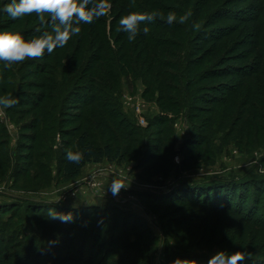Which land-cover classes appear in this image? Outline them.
I'll return each mask as SVG.
<instances>
[{
	"label": "rangeland",
	"instance_id": "374dc122",
	"mask_svg": "<svg viewBox=\"0 0 264 264\" xmlns=\"http://www.w3.org/2000/svg\"><path fill=\"white\" fill-rule=\"evenodd\" d=\"M183 1L180 0V3ZM9 2L10 0H0V9ZM132 2L133 0H110V13L100 18L102 23H97V26L96 22L81 25L79 36L72 37L66 46L57 48L50 59L46 58V53L42 59L27 60L11 68L0 62V95H11L19 101L14 107L0 114L1 159L5 161L8 170V176H5L7 170L0 167V229L7 230L5 233L0 232V239L13 232L14 228L23 233L22 237H18L22 243L16 241L10 244L5 241L4 249L1 250L4 254H0L3 261L0 260V264L18 259L16 251L23 253L22 246L28 250L35 233L37 241L33 243L32 250H28L31 255L23 254L21 259H28L29 255L30 258L22 261V264H41L47 260L55 264H74L67 262L70 256L77 255L70 249L67 241L70 236H77L82 230V212L86 210L89 213L93 209L98 211L86 221L90 231L89 243L96 239V236L92 237V233L101 215V220L103 217L107 220L102 221L104 228L97 230L103 233L101 244L106 249L105 242L113 234L123 232L121 222L124 218L117 214L121 212L128 217L130 242L137 243L138 246L147 245L139 256V260L146 264H173L175 260L171 259V254L172 251L175 254L176 250L188 251V254L196 255L194 257L199 254L205 256L206 264L221 250L229 253L242 251L247 253L245 264L250 260L264 264V227L253 221H246L245 216L238 212L243 207V214L249 213L248 208L258 212L256 218L264 220V39L260 46H255L252 39V31L257 26L264 32V11H261L262 8L256 0H191V3H187L191 11L200 10V29L197 31H216L227 26L235 29L227 37H219L213 41L216 45L213 42H201L199 39V44H196L197 39L191 34L181 37L170 28L158 31L160 35L165 33L167 37L173 35L175 38H182L184 43L181 46L185 49L187 42H192V47L196 44L195 50L191 51L192 58L197 54L201 63L195 65L191 77H198V80H194L191 90L183 89L186 88L184 84L180 86L182 90L189 91V106L184 104V110L178 112L164 111L158 100V91L156 88H149V77L121 74L118 76L120 86L114 88L113 96L123 112L121 119L126 118L137 125L135 133L138 135V142L129 147L128 151H124L126 154L122 160L116 155L113 160L90 163L78 178L71 181L63 179L61 165L64 150H72L75 143L72 141L68 146L62 140H74L90 124L91 132L97 130L95 135L98 134L99 139L103 133L101 128H94L91 122L93 116L99 118L98 107L79 106L82 105V98L78 99V93L71 95L68 100L65 97L75 87L81 89H75L77 92H83L85 87L97 83L96 80L106 79L101 77L100 71L103 69L99 67L100 64L93 62L92 55L96 49L98 51L103 48V45L105 54L110 56L108 48L117 46L115 36L119 34V19L134 11V7H130ZM138 2L152 6L154 9L151 12L158 10L156 0H134V6ZM160 3L173 6L171 9H176L172 10L178 18L182 15L178 12L181 10L178 9L180 6L173 5L172 1L160 0ZM226 9L233 11L231 14L238 17H213L216 12L222 14ZM168 12L163 10L165 18ZM256 14L261 17L259 21L245 23L248 17L254 19ZM37 28L43 31L48 30L49 26L41 23L35 15L13 20L0 10V30L16 31L28 39L40 34ZM248 39L249 42H246ZM243 42L245 45L241 47ZM132 43L136 44L134 41ZM133 44L129 43L128 47H133ZM77 51L80 56H76ZM172 51L174 52L166 56L177 59L176 55L184 52L185 57L186 51L182 47L172 48ZM30 61L33 64L30 65ZM88 64L92 66L90 69ZM248 68H251L252 75H242V71ZM168 70H171L170 74L177 76V79L168 78V81L177 85L175 82L179 80V69ZM215 70H222L223 73L219 74ZM126 71L131 72L127 69ZM45 82L52 84L53 88L44 87ZM234 87L235 90H232ZM218 88L219 99L226 97L222 102L214 99V90ZM58 89L60 94L47 101L44 106L24 104L22 101V97L36 100L38 94L44 92L49 96L54 95ZM230 93L229 101H225ZM52 102L66 104L62 109L64 113L59 111V107L56 108V120L43 114L46 110L49 111ZM42 107L45 109L42 110ZM161 116L167 118L165 124L161 123L162 120L157 121ZM41 120H45V125L53 122L54 128L48 131L34 129V124H41ZM63 130L68 132L63 134ZM114 130L121 132L122 129L114 127ZM202 133L207 139L200 144L195 140L192 144L190 138L199 136L196 139L201 140ZM33 134H37V139H26ZM69 134L71 138L66 137ZM46 135H49V139ZM120 136L121 133H116L115 138ZM156 137H164L165 145H173V150L168 164L162 158L156 163L155 171L150 174L147 168L155 163V159L149 160L147 154L155 147ZM115 140L114 145L123 148L129 143L121 137ZM31 144L35 148L33 151L30 149ZM164 164L166 170L157 174V168H162ZM15 167L22 169L15 173ZM114 181L123 185L115 193L112 188ZM208 181H233L236 182L238 188L235 189L238 191L235 193L232 186L225 184L223 189L211 188L213 194L208 200L204 198L207 191L201 194V199L204 198L207 203H156V194ZM226 189L231 192L225 194ZM257 190L263 197L260 204L256 203L261 197L256 193ZM189 192L197 193L194 188ZM216 194L221 196V202L216 201ZM20 198L37 200L41 203L37 206L48 215L50 209L65 214L71 212L73 221L64 223L50 217L34 216L24 210L25 203ZM227 198L231 200V205L224 202ZM246 198L248 204L243 206L244 203L241 202ZM217 203L227 210L211 211ZM17 206L19 209L14 212ZM105 209L109 210L106 215L103 213ZM134 227L138 232L147 230L148 235L143 239L136 237ZM89 243L87 245L90 248L87 246L86 254L93 250L94 245ZM41 253L42 257L39 258Z\"/></svg>",
	"mask_w": 264,
	"mask_h": 264
},
{
	"label": "trees",
	"instance_id": "16d2710c",
	"mask_svg": "<svg viewBox=\"0 0 264 264\" xmlns=\"http://www.w3.org/2000/svg\"><path fill=\"white\" fill-rule=\"evenodd\" d=\"M169 1H172L173 5L176 4L180 6V8L176 6L175 7L178 9H181L178 12L182 13V15L189 10L191 11V7L187 5V3H191V0H184V1L182 0L183 3H180V0H169ZM185 1H186V4H184ZM256 3L261 6L262 8L261 11H264V0H256ZM171 7L173 6H170L168 4L162 5L160 3V0H156V8L158 9L156 11L158 12H163V10L164 11H173V10L176 11V9L174 8H172L173 9L172 10ZM153 9L154 8H152V6H148L147 4L142 5L141 2L140 3L138 2V5L134 6V11L151 12ZM197 10H198L197 12L194 9L193 11H191L192 15L190 19L184 24H181L178 21L174 22L173 24H168L166 20L157 18L151 23L142 25L141 26L142 28L145 26L149 28V33L148 35L145 36L143 32L141 31V33L134 40V42H136L135 45L132 43V41H129L127 39V33L123 31H119V34L115 36L117 46L115 48L113 47L108 48V50L111 53L110 56L108 54H105L104 52L105 46L101 45L103 48L99 49L98 51L96 49L95 53L92 55V60L94 63L100 64L99 67L103 69L102 71H100V75L102 78H106V79L96 80L97 83H95L93 86L89 85L88 87H85L82 90L83 92H77V90L75 89H79V88L75 87L74 89H72L71 91L67 93L68 95L65 97V100L70 99L72 96L75 95V93H78L77 94L79 97L78 99L82 98V101H81L82 105H79V106H91L92 105V106L98 107L97 113H98L99 118H97L96 116H93L94 118L91 122H92V125H94V128L96 129L101 128L103 133L101 134V137H100L101 139H99L98 134L95 135L96 133L95 131L97 130H95L94 132H91L90 128L92 126L90 124L88 125V128H86L85 131L79 137L76 136L75 138H73L74 140L69 141L68 138L67 139L64 138L62 140V142L67 143L68 146H70L69 144H71L72 141L75 143L72 151H78V150L85 151L84 160L80 164H72V163L67 162V160L65 159L67 149L64 150V155L62 157V165H61V174L64 180L71 181V180L78 178L81 175L83 169L90 163H101L106 159L113 160L116 157V155L119 156L120 159L122 160L126 154L124 151H128L129 147H133V144L135 142H138L137 141L138 135L135 133L138 129L136 127L137 125L133 123V121L127 120L126 118L121 119L123 112H121L119 108V102L115 101L116 99L113 96L114 88L116 86L118 87L120 86L121 82H119L118 76L120 77L121 74L122 75L134 74V75H141L147 78L149 77L151 81V84H149L150 85L149 88L152 89L153 87L154 90L156 88V91H158V100L162 103L164 111L170 110V111L178 112L179 110H182L184 108V104L186 105L189 104V101H188L189 91L187 92V90H182L180 86L184 84L186 88H183V89H188V90H191L193 88L195 84L194 80H198V77H195V76L191 77L193 73V68L195 67V65H199V63H201L198 56H196L197 54H195L194 57L192 58L193 52L191 51L195 50L194 48H196L197 43L199 44V41L213 42V41H216L219 37L221 38L227 37L229 34H231L235 30L232 27H228V26L227 28H223V29L220 28V29H217L216 31L199 32L195 30L193 28V24L199 23L201 19L200 10L199 9ZM231 12L233 11L226 9L224 10L222 14L220 13L217 14L216 12L215 14H213V17L215 18L216 16L217 18H222V17H230L231 15L234 16L233 18L238 17V15L236 14L235 15L231 14ZM253 18L254 19H252V17L251 18L248 17L245 23L248 24L253 21L257 22L260 20L261 17L260 15L256 14ZM97 23H102V19L97 20L95 26H97ZM163 28H166V29L170 28L171 30H174L175 32H177L178 35H180L181 37H188V35L191 34L193 38L197 39L195 46L192 47V42L191 43L187 42V47L185 49L183 46H181L184 43V41L181 40L182 38L181 39L175 38L173 35H169L167 37L165 36V33L160 35L158 31ZM238 29L239 27H237V31ZM175 32L174 34L176 35ZM252 33H253L252 39L254 41L253 42L254 45L260 46L262 44L261 41L264 39V32L262 28L257 26V28L253 30ZM198 36L199 38H196ZM248 38H251V37H248ZM246 42H249V39ZM119 43L121 44L118 45ZM129 43L133 44L134 46L129 48L128 47ZM213 43L215 44L216 42H213ZM244 45L245 43L243 42L241 47H243ZM180 47H182L186 51L185 57H184V52L179 53V56L176 55L177 59L166 56L167 54L174 52L172 51V48H180ZM113 50L115 54L113 53ZM52 55H53L52 53L48 54L46 55V58L50 59ZM76 56H80L79 51H77ZM74 57L75 56H73V58ZM29 63L31 65L33 64V61H30ZM88 66H89L88 69L92 67L89 64ZM174 68H177L180 71V73L178 74L179 80L178 81L176 80L175 82L177 85L171 84L172 82L168 81V78H171L174 80L177 79V76L170 74L169 71L171 70H168V69L174 70ZM126 69L131 70V72H127ZM217 72H219V74L223 73L222 70L217 71ZM242 72H243L242 75H245V76L252 75L251 68H248L247 70L242 71ZM232 73H236V72H232ZM204 75L206 74H203V76ZM199 77H201V74L199 75ZM5 78L6 76H4V79ZM48 79L49 78H47V80ZM154 84H156V86H153ZM51 86L52 84L48 82L44 83V87L46 88L52 89L53 87ZM219 90L220 88H218V90L217 89L214 90L215 91L214 99L222 102L224 101L226 97H224L223 99H219L220 98V96H218V93H220ZM232 90H235V87ZM58 94H60L59 89L56 91L54 95L52 94L51 96H49V94L44 92V93L38 94L39 96L36 100H30L28 98L22 97V99H24L22 101H24V104L31 103L37 106L39 105L44 106L47 101L53 100L54 96H57ZM229 96H231V93L227 96V99L225 101H229L228 100ZM65 102L61 104H56L52 102L50 109H48L49 111L46 110V112L43 113L44 116H46L47 118L49 117V119L51 120H54V119L56 120V118H54V112L56 108L58 107H59V111L60 110L63 111L62 109H64V106L66 105ZM41 109L44 110L45 107H42ZM166 119H167L166 117L163 118L161 116V118L159 117L157 121L162 120L161 123L165 124V122L167 121ZM114 127L118 129H122L121 132H118V130H114ZM33 128L38 129V130L41 129V131H48L54 128V126H53V122H50L45 125V120H41V124H34ZM64 132L67 133L68 131L63 130V134ZM116 133H121L120 137L123 139H127L129 141L126 148L114 145V142H116L115 139H120V137L115 138ZM71 134L67 135L66 137L71 138ZM106 135H109V136L107 138H104ZM195 135H198V134L196 133ZM200 136L202 137L201 140L196 139L199 136H196V138H193V137L190 138L191 143L192 144L195 143V140H196V143L200 144L202 143V140L207 139L206 136L203 135V133L200 134ZM46 138L49 139V135H46ZM26 139H30L31 141H34L35 139H37V134L35 136L33 134L31 138H26ZM192 139H194L193 142H192ZM44 142L46 145H48L46 141ZM154 146L155 147L153 148L152 152H149L147 154L149 160L155 159V163H153L150 167L147 168L148 173L150 174L151 172L155 171L156 163L162 158H164L165 162L168 164V162L171 160L170 154L172 153V150H173V145H170V146L165 145L164 137H156V144H154ZM30 149L32 151L35 150L33 144H31ZM167 155H168V158H165L167 157ZM1 156L2 154L0 150V167L2 166L4 169L7 170V168L5 167L6 163L4 160L1 159ZM156 158H157V161H156ZM165 164L162 168H157L156 170L157 174L158 173L160 174L161 171L166 170ZM20 169L22 168L15 167V170H16L15 173L20 171ZM5 176H8V170L6 171ZM235 183L236 182H233V181H228V182L223 181L222 183H218V182L214 183L213 181L202 182L199 184H195L192 187L187 185L183 188L172 189L168 192H162V193L156 194L155 199L157 201L156 203L158 204L164 201V202H170L172 205L184 204L187 201L202 202L205 200L204 198L208 200L209 198L212 197L211 194L213 193H212L211 188L215 190L223 189L225 184H229L228 185L229 187L232 186V190L236 193L238 189H235V188H238V187H236ZM191 188L196 189L198 194L190 193L189 191ZM210 189H211V193H209ZM205 191H207L205 193L206 196L203 199H201V197L203 196L201 194L204 193ZM225 191H226L225 194L231 192L229 189H226ZM258 191L259 190H257L256 193H258V196L259 195L261 196L260 191L259 192ZM216 196H217L216 201L221 202V199H220L221 196L217 194ZM228 198L225 199L224 202H227L228 205H231L232 204L231 200H229ZM230 198L234 199L233 197H230ZM20 199L24 200V203H25L24 210L26 212H29L30 214L34 216L40 215L43 218L49 217L48 213L45 214L46 212L45 213L42 212V208H39L37 206L38 203L41 204L37 200L33 201V200H26L24 198H20ZM262 199L263 197L261 196L259 199L256 200V203L260 204L261 202L260 200ZM206 201L204 202L207 203ZM242 201L243 202L241 203H244L243 206L248 204L247 203L248 198ZM16 209H19V206L15 207L14 212H16ZM225 209L226 207L218 206V203H217L215 207H212L211 211L224 212ZM247 210L249 213L243 214L245 213L244 212L245 210H243V207H242L241 209L238 210V212L245 216L244 219L246 221L248 222L253 221L256 224L258 225L260 224V226L264 227V220H260L256 218L258 215V212L254 210H249L248 208ZM97 211H98L97 209L96 210L93 209L90 212L88 211L89 213H87L86 210L85 212H82L83 215H81V217L83 219V222H82L83 228L82 230H80L77 236H74V235L70 236V232H68L71 238L67 241L69 242V245L68 244L67 245L70 246V249H72V251H74L75 254L77 255L70 256L67 262H71L74 264H146L145 262H142L139 260V256H140V253L146 249L147 245L143 244L142 246H138L137 243L130 242L131 236L128 234V225H129L128 224L129 221L127 219L128 217H126L121 212L117 214H119L120 216H122V218H124L123 222H121V225H122L121 228L123 232H120L119 234H116V233L113 234V236L109 238L107 243L105 242V244H107L105 245L106 249H104V246L101 244V239H102L101 236L103 235V233H101L100 230L99 231L97 230V228H100V229L104 228L105 224L103 223L102 225V221L105 222L107 220L105 217H103V219L101 220L100 219L101 215H99L100 217L97 219L98 223L95 224V229L92 233V237L96 236V239L95 241H91L89 243L90 231H89V226L86 224V221H89L91 215H93L94 212H97ZM108 212H109L108 209L103 210V213L105 215ZM259 214H260V211H259ZM181 222L182 220L179 221L178 223H181ZM133 230L136 231V237L140 236V238L143 239V237L145 238V236L148 235L147 230H143V232H138L136 227H134ZM6 231H3V229H0V232L2 233H5ZM19 236L22 237L23 233L19 232L18 228L17 229L14 228L13 232H9L8 234L2 236V238L0 239V254H4V252L1 253V250L4 249V244H6L5 241H8L10 244H13L16 241H19L17 243H22V241H20V239L18 238ZM33 236H34V239H31L28 250L30 249L32 250L33 243L37 241V234L35 233ZM97 241H100V243ZM88 243L94 246H93V250L89 251V253L86 254ZM97 244L98 246L100 245V249L99 247H97ZM26 248L22 246V250L24 251L23 253H21V251L19 250L16 251V255L18 259L10 263L4 262V264H22V261L23 262L28 261L31 254ZM44 252L45 250L43 249V253ZM27 253L30 254L28 256V259L27 257H25L24 259H21L22 255L27 254ZM172 253L173 254H171V259H174L175 261L179 259V260H187L189 261L190 264H206L205 262L206 260L204 261L206 257L201 256L200 254L197 255V257H194L196 255L193 256V255L188 254V251H181V250L179 251L176 250L175 254H174V251H172ZM11 255H14V254H11ZM41 257H42V253L39 256V258ZM0 260L3 261V258H1ZM48 262H50L49 264H55L51 260L41 262V264H47ZM246 263L247 264H257L258 262L250 260V261H247ZM168 264H171V263H168Z\"/></svg>",
	"mask_w": 264,
	"mask_h": 264
},
{
	"label": "clouds",
	"instance_id": "9594fccd",
	"mask_svg": "<svg viewBox=\"0 0 264 264\" xmlns=\"http://www.w3.org/2000/svg\"><path fill=\"white\" fill-rule=\"evenodd\" d=\"M110 0H10L2 10L13 20L26 16L35 15L41 23L48 25V30L41 31L37 28L39 35L26 39L19 32L12 30H0V62L5 67L22 64L27 60L42 59L45 54L53 53L57 48H62L74 36L81 33V25H91L102 17L108 16L111 10ZM130 7H134V0ZM192 13L185 12L177 17L176 12L169 11L165 18L162 12H141L130 11L119 19L118 31L127 33V39L134 41L143 32L146 36L149 33L147 26L157 18L166 19L168 24L179 22L186 23ZM195 30L200 29L199 23L193 24ZM19 101L11 95H0V114L4 110L14 107ZM85 158V151L67 150L65 159L72 164H80ZM123 185L113 182V192H117ZM49 217L53 220H60L67 223L73 221L71 212L58 213L53 209L49 210ZM247 253L242 251L217 252L208 264H244ZM173 264H189L187 260H176Z\"/></svg>",
	"mask_w": 264,
	"mask_h": 264
}]
</instances>
